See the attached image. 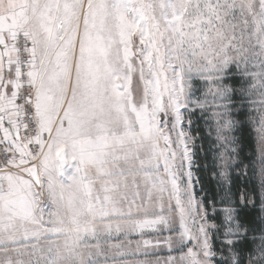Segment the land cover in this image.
Instances as JSON below:
<instances>
[{
    "label": "snow or ice",
    "instance_id": "obj_1",
    "mask_svg": "<svg viewBox=\"0 0 264 264\" xmlns=\"http://www.w3.org/2000/svg\"><path fill=\"white\" fill-rule=\"evenodd\" d=\"M237 13L240 24L233 22ZM246 31L260 49L253 58L264 57V0H0V251L12 244L29 256L4 264H100L103 250L90 241L129 223L124 217H131L134 201L125 211L122 189L141 174L161 194L160 213L171 184L168 215L131 221L134 227H168L178 213L179 242L195 241L198 248H188L181 260L212 264L206 222L218 219L211 227L221 256H229L217 264H264V217L259 227L244 223L235 208L224 209L222 219L210 217L215 199L196 201L190 172L181 189L165 131L170 114L172 128L182 121L186 76L248 61ZM229 49L238 55L229 56ZM30 124L35 135H21ZM259 131L264 141V120ZM179 137L189 160L185 133ZM45 194L53 206L47 220ZM188 216L201 221L195 234ZM41 238L46 245L27 243ZM165 243L171 246V237Z\"/></svg>",
    "mask_w": 264,
    "mask_h": 264
},
{
    "label": "rangeland",
    "instance_id": "obj_2",
    "mask_svg": "<svg viewBox=\"0 0 264 264\" xmlns=\"http://www.w3.org/2000/svg\"><path fill=\"white\" fill-rule=\"evenodd\" d=\"M240 21L241 17L237 13L236 18L233 22L240 24ZM237 36L238 38L240 36L239 29L237 30ZM242 43L243 47L248 50L247 55L249 56V59L247 62L240 61L239 68L236 67V62L234 60L233 63L229 64L228 67L222 72H194L191 74L190 80L186 76L185 99L187 102V107L180 109L182 121L175 128H172V124L174 123V117L170 114L167 117L168 128H166L165 131L168 132V134L170 135L171 149L172 151L176 152L175 159L177 160V162H180L179 166L183 168V173L185 175L188 172L191 173L192 170L190 165L192 160V146L194 143V138L190 133L192 125L191 117L194 111L199 110L200 114L204 116L208 124L210 134L214 136V140L217 143L218 155L220 159V173L221 176L225 178L227 174V168L232 161V153L234 152V140L232 131V129L234 128V123L231 116V106L233 104V88L229 86V84L226 82V79L231 76H239L241 78V87L239 88V99L241 100V103L243 105H246L247 110H249V118L252 123L257 142L258 172L260 174L264 192V141L261 140V134L259 131L261 127V122L262 120H264V65L261 64V60L264 59V57L253 58L252 53L259 52L260 49L258 46H256L255 37L251 39V45L249 44L247 31L244 33V39ZM228 55L236 57L238 54L236 53V51L229 49ZM200 66H203V61L200 62ZM251 73H257L258 75L252 76L250 75ZM208 75H211L213 77V80L205 79V77ZM225 87H227L229 91H227L224 95H221L218 90H222ZM133 92L136 99L139 100L141 96V84L139 81L138 74L134 75L133 77ZM29 115H31V113ZM33 129L34 124H30V131L28 133H25L23 129H21V135H35ZM181 131L185 133V144L187 145L189 151V160L183 159L184 145L180 144L179 137V133ZM44 138L47 139L46 133L44 135ZM161 142L164 141L161 140ZM30 147H32L34 151H38V148L35 145H32ZM2 157L3 156L0 155V161ZM186 179L188 178L185 177V181ZM41 200V207L44 208V219L47 220L48 213L53 210V206L51 204V201L47 198L46 194L41 198ZM262 203L264 205V193ZM208 222V225L210 224L209 233L211 235V231L213 230L211 225L215 223L209 220ZM42 240L45 239L41 238L39 241L30 240L27 243H36L40 246L46 245L45 242H47V240ZM14 247L17 246L9 244V251L7 253L0 251V264H4V262L9 258L13 261L17 259L27 261L29 259V256L26 251L21 249V251H24V254L20 255L19 252L12 250ZM215 256L218 259L222 258L221 252L217 253Z\"/></svg>",
    "mask_w": 264,
    "mask_h": 264
},
{
    "label": "trees",
    "instance_id": "obj_3",
    "mask_svg": "<svg viewBox=\"0 0 264 264\" xmlns=\"http://www.w3.org/2000/svg\"><path fill=\"white\" fill-rule=\"evenodd\" d=\"M226 82L233 88L232 100V119L234 123L233 140L234 152L232 161L227 168L225 178L220 173V159L218 155V146L214 136L210 134L208 124L199 110L193 112L190 133L194 138L192 146V170L194 174L195 193L201 202L207 195L209 200L214 198L215 204L208 208L210 217L219 213L223 218V209L235 208L241 220L251 226L259 227L260 219L264 217L262 211L263 187L257 166V142L249 118L246 105L239 99V88L241 87V78L231 76ZM242 194L247 195V200H242ZM250 201V202H249ZM213 207L215 212H213ZM215 224L218 219H208ZM253 233H249L251 237ZM258 235V233H256ZM212 243L215 253H220L219 245L216 242L215 229L211 231ZM258 242V241H257ZM223 259H227V251L223 253ZM247 256V253H245ZM222 258H214L215 264Z\"/></svg>",
    "mask_w": 264,
    "mask_h": 264
},
{
    "label": "crops",
    "instance_id": "obj_4",
    "mask_svg": "<svg viewBox=\"0 0 264 264\" xmlns=\"http://www.w3.org/2000/svg\"><path fill=\"white\" fill-rule=\"evenodd\" d=\"M161 148L164 147V142H160ZM179 162V161H178ZM177 160H174L173 163V171L176 172L179 176L178 182L180 183L181 189H184L188 184V179L185 181V175L183 173V168L179 166ZM72 162L69 161V164ZM191 160V170H192ZM163 161H161V165ZM72 169L68 168V173L71 174ZM161 176H164L167 179L163 171V167L161 166ZM192 182H191V190L195 195V199L197 202L199 198L195 193V183H194V174L193 170L191 172ZM153 181H145L143 178V174L137 176L135 183L132 182L131 177L129 178V183L127 188L122 189V194L127 196V200L123 202V207L125 211H127L129 203L134 201L132 205V215L131 217H124L125 220H128L129 223L122 224L119 231L113 227L111 233L101 232L98 241L91 240L90 243H99L101 249L103 250V255L99 258L100 264H187V260H181V256H184L188 248H193L194 250H198L196 242L185 241L184 244L179 242L178 233L180 231L179 228V219L178 213H174V223L170 224L168 227L164 225L158 224L154 227H134L131 224V221H140L144 219H154L158 215H168L167 212V204L168 197L171 192V184L168 183L166 185L167 191H165L163 195V203L165 204V212L160 213L159 211V200L158 197L161 195L156 188L152 187ZM151 190V199H149V191ZM182 199H186L182 197ZM174 199L172 203L174 204ZM137 207H144L148 209L147 215L143 211L137 212ZM193 217L188 216L187 218V226L191 229V232L195 234L198 230L199 221L193 224ZM208 225V220H207ZM208 236L210 242L212 243V237L209 233L210 224L208 225ZM171 237V246L165 241ZM42 241H46L42 240ZM145 241H149L147 245H145ZM44 243V242H42ZM47 244V242H45ZM212 250L213 243H212ZM171 258V259H170ZM215 257L212 259V264H215Z\"/></svg>",
    "mask_w": 264,
    "mask_h": 264
},
{
    "label": "built area",
    "instance_id": "obj_5",
    "mask_svg": "<svg viewBox=\"0 0 264 264\" xmlns=\"http://www.w3.org/2000/svg\"><path fill=\"white\" fill-rule=\"evenodd\" d=\"M3 160V157L1 158V161Z\"/></svg>",
    "mask_w": 264,
    "mask_h": 264
}]
</instances>
